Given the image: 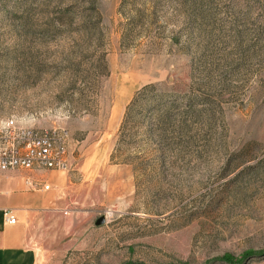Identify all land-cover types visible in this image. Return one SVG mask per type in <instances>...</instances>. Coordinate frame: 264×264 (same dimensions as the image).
<instances>
[{"label": "rangeland", "instance_id": "374dc122", "mask_svg": "<svg viewBox=\"0 0 264 264\" xmlns=\"http://www.w3.org/2000/svg\"><path fill=\"white\" fill-rule=\"evenodd\" d=\"M8 122L66 150L0 172L35 264H264V0H0Z\"/></svg>", "mask_w": 264, "mask_h": 264}, {"label": "built area", "instance_id": "2783aa9c", "mask_svg": "<svg viewBox=\"0 0 264 264\" xmlns=\"http://www.w3.org/2000/svg\"><path fill=\"white\" fill-rule=\"evenodd\" d=\"M65 147L56 133L39 132L19 128L14 122L0 126V172L11 170L31 171H66ZM26 184L37 189L31 179ZM50 189L49 185L44 187ZM3 193L0 190V198ZM4 217L9 224H16L17 218L13 209L4 210Z\"/></svg>", "mask_w": 264, "mask_h": 264}, {"label": "crops", "instance_id": "0c3cea01", "mask_svg": "<svg viewBox=\"0 0 264 264\" xmlns=\"http://www.w3.org/2000/svg\"><path fill=\"white\" fill-rule=\"evenodd\" d=\"M51 180L56 182L59 175L50 174ZM0 190L3 195L0 198V264H35L29 258L30 253L24 252V212L35 207L44 206L47 202L45 192L38 191L36 195L24 192L23 185L9 175L0 174ZM36 199L38 200L37 202ZM12 208L17 218L16 224H9L4 217V210Z\"/></svg>", "mask_w": 264, "mask_h": 264}]
</instances>
